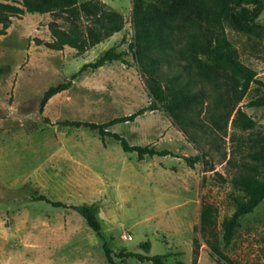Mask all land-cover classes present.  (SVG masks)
Returning a JSON list of instances; mask_svg holds the SVG:
<instances>
[{"label": "rangeland", "instance_id": "374dc122", "mask_svg": "<svg viewBox=\"0 0 264 264\" xmlns=\"http://www.w3.org/2000/svg\"><path fill=\"white\" fill-rule=\"evenodd\" d=\"M96 1L120 14L125 24L120 33L84 53L70 47L57 52L44 45L54 40L53 24L69 29L61 12L14 17L0 35V264H111L105 246L115 264H153L129 254L167 257L166 264H195L194 239L201 246L197 264H221L195 230L202 203L215 209L209 238L225 255L235 264H264V202L241 219L229 247L223 242L224 221L234 214L236 200L246 198L237 183L264 177L255 160L264 145V108L250 105L264 96V86L253 84L231 112L216 106L218 97L227 101L229 96L224 79L203 81L184 61L169 65L163 59L165 71L194 78L203 104L190 114L198 125L187 124L194 138L175 123L166 104L111 132L132 146H154L177 157L140 160L112 138L58 125L104 124L153 101L136 57L133 0ZM225 28L240 60L264 84V13L251 25L227 19ZM110 49L125 53L126 62L88 69L70 90L41 109L47 90L71 80ZM195 156L202 159L190 168L185 158ZM41 196L67 206H94L104 237L77 212L37 201Z\"/></svg>", "mask_w": 264, "mask_h": 264}, {"label": "trees", "instance_id": "16d2710c", "mask_svg": "<svg viewBox=\"0 0 264 264\" xmlns=\"http://www.w3.org/2000/svg\"><path fill=\"white\" fill-rule=\"evenodd\" d=\"M14 3L0 2V35H5L14 17L29 14H54L61 12L69 22V29L64 30L55 24L52 26L54 40L44 45L61 52L66 47L86 52L124 28L123 17L107 10L105 4L96 0H19ZM264 13V0H133V17L136 32L137 62L149 87L152 103L135 114L112 119L104 124L82 121H63L61 127L86 128L97 132L103 139L109 137L121 144L125 153H137L140 160L154 157H177L173 152L159 151L154 146H132L120 134L111 132L119 124L133 123L147 112L155 111L160 104L168 105V113L190 138H194L187 124L197 126L190 114L203 104L194 91V78L177 71H165L163 59L169 65L173 61H184L195 68V75L203 81L216 83L224 79L228 91L227 101L221 96L216 99V106H226L235 110L247 95L253 84L264 86L257 79V73L246 66L239 58L237 50L229 40L225 28L227 19L235 25L254 24ZM85 24V26L83 25ZM125 53L110 49L95 62L86 64L71 80L52 86L41 101V109L55 96L70 90L79 75L88 69L98 70L113 62H126ZM162 57V58H161ZM228 103L224 104L225 101ZM251 107L264 108V96L252 102ZM231 106V107H230ZM240 114V110L238 111ZM220 118V117H219ZM215 123H217L215 121ZM264 142V141H263ZM200 156L185 158L190 168L201 161ZM259 168L264 175V145L255 155ZM259 171V170H257ZM244 192V200H236L237 207L231 218L223 223V242L229 247L240 227V221L253 213L264 202V177L243 179L237 183ZM42 201L55 208L71 209L77 212L88 226L103 238V226L94 206H67L46 197ZM215 225V209L211 204L202 203L199 230L210 247L211 254L221 264H235L217 244L211 241ZM200 242L194 239V257L197 264L200 256ZM109 263L115 264L112 252L105 246ZM150 250L149 244L145 245ZM140 262L151 261L153 264H166L167 257H148L141 254H129ZM177 264H183L179 262Z\"/></svg>", "mask_w": 264, "mask_h": 264}, {"label": "built area", "instance_id": "2783aa9c", "mask_svg": "<svg viewBox=\"0 0 264 264\" xmlns=\"http://www.w3.org/2000/svg\"><path fill=\"white\" fill-rule=\"evenodd\" d=\"M131 239H132V238H130V239L127 238V240H130V241H131Z\"/></svg>", "mask_w": 264, "mask_h": 264}]
</instances>
